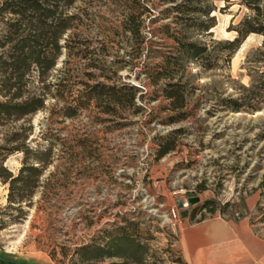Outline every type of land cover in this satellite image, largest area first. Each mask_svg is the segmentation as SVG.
Instances as JSON below:
<instances>
[{
	"label": "rangeland",
	"instance_id": "374dc122",
	"mask_svg": "<svg viewBox=\"0 0 264 264\" xmlns=\"http://www.w3.org/2000/svg\"><path fill=\"white\" fill-rule=\"evenodd\" d=\"M246 12L239 0L72 2L55 66L16 85L43 108L0 121V264H184L183 219L264 229L263 38L233 54L219 44ZM17 20L0 12V56L9 32L30 33ZM121 232L139 262L95 259Z\"/></svg>",
	"mask_w": 264,
	"mask_h": 264
},
{
	"label": "trees",
	"instance_id": "16d2710c",
	"mask_svg": "<svg viewBox=\"0 0 264 264\" xmlns=\"http://www.w3.org/2000/svg\"><path fill=\"white\" fill-rule=\"evenodd\" d=\"M73 1L7 0L0 5V12L17 17V22L23 23L24 27L30 31L29 35L21 36L16 42L11 36L12 32H9L5 37L6 44H1V47L7 44L10 46L0 56V73L5 76V82L1 84L0 89L1 96L5 98L4 101H0V121L20 120L43 108L44 96L23 98L22 92L16 85L20 84V80L31 67L37 68L40 74L45 72L46 75L55 66L60 52L59 40L72 26V18L65 14V10ZM239 5L247 12L235 27L236 37L231 41L219 43L230 54L235 53L251 34L262 36L264 46V0H239ZM209 13V11H203V16H208ZM209 20H213V17ZM14 26V23L10 25V27ZM213 26L214 24H209L203 26V29L207 31ZM39 40H45V45L42 50L36 51ZM183 49L192 58H199L206 51L204 47L193 42L184 44ZM172 97V94L168 95V98ZM171 149L167 146L161 155ZM16 180L13 178L10 182L13 183ZM211 204L212 202L207 201L198 210L206 209L212 212V209H208ZM138 249H141L140 243L132 235L121 232L111 238L105 247L98 246L92 253L95 259L116 257L125 262L129 259L132 262H139V260H133L132 256Z\"/></svg>",
	"mask_w": 264,
	"mask_h": 264
},
{
	"label": "crops",
	"instance_id": "0c3cea01",
	"mask_svg": "<svg viewBox=\"0 0 264 264\" xmlns=\"http://www.w3.org/2000/svg\"><path fill=\"white\" fill-rule=\"evenodd\" d=\"M178 248L184 264H264V229L247 217H207L178 225Z\"/></svg>",
	"mask_w": 264,
	"mask_h": 264
},
{
	"label": "water",
	"instance_id": "95a60500",
	"mask_svg": "<svg viewBox=\"0 0 264 264\" xmlns=\"http://www.w3.org/2000/svg\"><path fill=\"white\" fill-rule=\"evenodd\" d=\"M197 201H198L197 199L190 200V204H194V203H196ZM182 217L184 218V217H185V214H184V215H182Z\"/></svg>",
	"mask_w": 264,
	"mask_h": 264
}]
</instances>
